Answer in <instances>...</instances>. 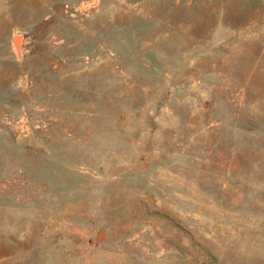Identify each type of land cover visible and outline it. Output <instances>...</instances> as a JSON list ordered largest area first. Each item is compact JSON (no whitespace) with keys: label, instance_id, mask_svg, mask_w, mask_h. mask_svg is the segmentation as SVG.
I'll list each match as a JSON object with an SVG mask.
<instances>
[{"label":"rangeland","instance_id":"1","mask_svg":"<svg viewBox=\"0 0 264 264\" xmlns=\"http://www.w3.org/2000/svg\"><path fill=\"white\" fill-rule=\"evenodd\" d=\"M0 264H264V0H0Z\"/></svg>","mask_w":264,"mask_h":264},{"label":"water","instance_id":"2","mask_svg":"<svg viewBox=\"0 0 264 264\" xmlns=\"http://www.w3.org/2000/svg\"><path fill=\"white\" fill-rule=\"evenodd\" d=\"M20 41H21V36L20 35H15L13 37V45H14L15 49H17V50L20 47ZM101 238H102V231H99L96 234L95 241L98 242Z\"/></svg>","mask_w":264,"mask_h":264}]
</instances>
